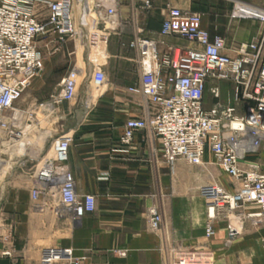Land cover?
<instances>
[{"label":"built area","instance_id":"2783aa9c","mask_svg":"<svg viewBox=\"0 0 264 264\" xmlns=\"http://www.w3.org/2000/svg\"><path fill=\"white\" fill-rule=\"evenodd\" d=\"M143 11L154 8L153 0H138ZM123 0H0V185L16 168L29 170L31 197L59 198L69 216L82 218L96 210L92 193H79L76 179L63 167L69 160L73 134L65 131V103L74 101L89 80L100 89L108 81L97 68L91 74L78 57L56 90L43 101L21 104L25 93L45 71V48L58 53L73 41L80 51L84 44L97 48L126 23L120 18ZM160 34L186 39L189 46L170 45L161 50L159 42L136 35L129 47L139 53V80L129 90L141 96L145 113L130 118L121 142L130 145L136 133L148 130L161 143L165 162L172 168L178 160L204 164L209 151L230 177L233 191L217 183H205L201 195L208 202V237L219 214L232 219L239 210L255 225L264 221V170L252 158L264 143V26L252 40L243 42L234 55L226 53V39L212 36L203 26L204 15L167 5ZM209 81L233 84V100L244 111L204 106ZM212 92L219 97L218 87ZM222 109V110H220ZM5 179V180H4ZM150 224L159 230L163 217L151 208ZM264 249V245H263ZM125 255L123 252H119ZM9 255V252L4 253ZM68 262L81 264L72 248L49 247L40 264ZM209 250L179 248L174 264H213Z\"/></svg>","mask_w":264,"mask_h":264},{"label":"crops","instance_id":"0c3cea01","mask_svg":"<svg viewBox=\"0 0 264 264\" xmlns=\"http://www.w3.org/2000/svg\"><path fill=\"white\" fill-rule=\"evenodd\" d=\"M153 2V9L143 11L138 0H123L119 15L126 25L101 43L95 59L83 55L88 45L79 52L73 41L53 55L41 48L45 71L26 92L27 100L46 97L58 88L76 60L75 51L81 53L90 74L100 68L107 76L96 97L87 85L63 106L64 130L74 136L63 169L73 172L79 193L96 195L97 206L74 219L59 198L35 202L29 170L14 169L0 185V264H40L43 250L49 247L72 248L81 264H174L179 248L209 250L213 264H264V221L255 225L245 217L246 209L234 214L236 220L219 214L213 221L214 234L207 236L208 202L200 187L217 183L233 191L230 177L211 152L202 165L178 160L172 168L164 160L160 140L148 130L138 131L130 145L121 142L127 121L143 116L146 106L129 90L142 72L139 53L129 42L142 30L159 42L161 50L190 45L178 36H162L160 30L168 4L193 11L192 2ZM203 26L208 28L206 18ZM226 44V53L234 55L237 45ZM257 156L252 161L264 170ZM151 208L162 214L159 230L151 227Z\"/></svg>","mask_w":264,"mask_h":264},{"label":"rangeland","instance_id":"374dc122","mask_svg":"<svg viewBox=\"0 0 264 264\" xmlns=\"http://www.w3.org/2000/svg\"><path fill=\"white\" fill-rule=\"evenodd\" d=\"M190 2H192L195 8L193 11L202 13L204 18H206L208 30L212 36L220 35L226 39L228 44L237 45V48L243 42H248L257 36L264 26V17L253 16L249 12V9L254 8L264 11V0H190ZM86 47L88 49L84 50L83 55L85 57L86 55H91L92 59H95L102 48V44L97 48ZM82 48L83 46L80 49L82 50ZM78 57L81 58V53L78 54ZM88 84L89 80H85L80 91L86 90ZM214 87L219 88L220 94L218 98H216L212 92ZM49 95L37 100L43 101L47 99ZM27 98V93H25L20 103L27 106L32 101L27 100ZM218 104L222 105V109L232 107L234 109V114H241V105H238L233 100V84L231 82L220 83L209 81L207 83L205 92L206 108L212 109ZM256 159H259L264 165V144ZM5 179L7 180V177Z\"/></svg>","mask_w":264,"mask_h":264},{"label":"bare ground","instance_id":"6f19581e","mask_svg":"<svg viewBox=\"0 0 264 264\" xmlns=\"http://www.w3.org/2000/svg\"><path fill=\"white\" fill-rule=\"evenodd\" d=\"M249 12L253 16L264 17V11H261V10L254 8V9H249ZM90 93L92 94V96L96 97L99 93V89L98 88H92Z\"/></svg>","mask_w":264,"mask_h":264},{"label":"water","instance_id":"95a60500","mask_svg":"<svg viewBox=\"0 0 264 264\" xmlns=\"http://www.w3.org/2000/svg\"><path fill=\"white\" fill-rule=\"evenodd\" d=\"M231 231H232V234L236 232V227L234 225L231 227Z\"/></svg>","mask_w":264,"mask_h":264}]
</instances>
